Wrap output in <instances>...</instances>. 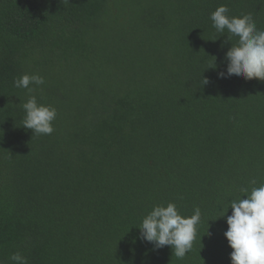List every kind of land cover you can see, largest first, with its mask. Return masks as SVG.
<instances>
[{
  "label": "trees",
  "instance_id": "trees-1",
  "mask_svg": "<svg viewBox=\"0 0 264 264\" xmlns=\"http://www.w3.org/2000/svg\"><path fill=\"white\" fill-rule=\"evenodd\" d=\"M221 4L264 29V0H0V264H231L220 216L264 183V81L218 78ZM29 96L51 135L23 127ZM169 202L201 210L183 259L136 239Z\"/></svg>",
  "mask_w": 264,
  "mask_h": 264
},
{
  "label": "clouds",
  "instance_id": "clouds-1",
  "mask_svg": "<svg viewBox=\"0 0 264 264\" xmlns=\"http://www.w3.org/2000/svg\"><path fill=\"white\" fill-rule=\"evenodd\" d=\"M210 19L217 33L229 34L227 40L231 43L224 57L226 69L218 72V78L236 75L245 80L264 81V29L257 28L252 15H229V8L221 4L211 13ZM233 37L237 38L234 43ZM13 83L17 88L32 92L30 85H43L45 80L39 74H23ZM208 83L207 79H203L204 85ZM22 108L24 128L32 130L33 135L53 133V121L57 116L55 107L38 103L35 96H29ZM252 183L255 184V181ZM241 191L246 198L241 196L231 200L220 216H226L228 227L223 234L232 249L231 264H264V183L252 187L250 192L247 188ZM229 207L231 215H226ZM200 220L199 207L192 215L183 216L175 203L156 204L143 216L136 239L152 244L154 249L170 246L173 255L183 259L192 249ZM10 261L12 264H28L26 257L20 253L12 254Z\"/></svg>",
  "mask_w": 264,
  "mask_h": 264
}]
</instances>
